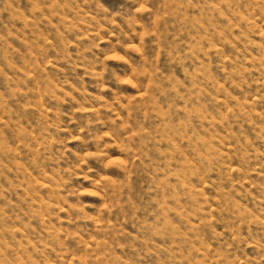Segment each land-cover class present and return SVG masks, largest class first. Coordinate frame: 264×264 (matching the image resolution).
Returning <instances> with one entry per match:
<instances>
[{"label": "rangeland", "instance_id": "obj_1", "mask_svg": "<svg viewBox=\"0 0 264 264\" xmlns=\"http://www.w3.org/2000/svg\"><path fill=\"white\" fill-rule=\"evenodd\" d=\"M0 264H264V0H0Z\"/></svg>", "mask_w": 264, "mask_h": 264}]
</instances>
